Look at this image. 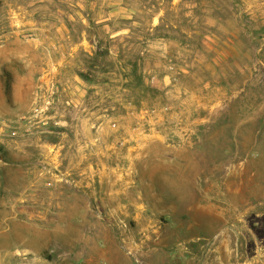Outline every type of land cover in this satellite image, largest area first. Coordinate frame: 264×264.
<instances>
[{
    "label": "rangeland",
    "instance_id": "1",
    "mask_svg": "<svg viewBox=\"0 0 264 264\" xmlns=\"http://www.w3.org/2000/svg\"><path fill=\"white\" fill-rule=\"evenodd\" d=\"M0 264H264V0H0Z\"/></svg>",
    "mask_w": 264,
    "mask_h": 264
}]
</instances>
